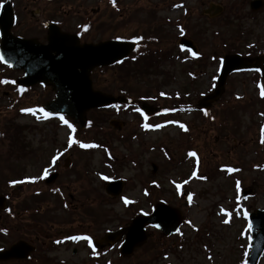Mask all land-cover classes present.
I'll return each instance as SVG.
<instances>
[{
	"label": "flooded vegetation",
	"instance_id": "flooded-vegetation-1",
	"mask_svg": "<svg viewBox=\"0 0 264 264\" xmlns=\"http://www.w3.org/2000/svg\"><path fill=\"white\" fill-rule=\"evenodd\" d=\"M253 1L240 3L242 9L246 6L247 10L244 14L248 21L243 25V30H232L233 20L238 21L240 17L233 16L232 12L224 17V5L220 15H214V10L209 11L212 3L223 4L219 0H209L201 11V20L206 19L209 27L197 28L191 33L187 20L193 9L179 0H0V47L3 52L7 51V38L12 34L19 42L18 52L27 56L25 64L32 57L31 63L35 65L32 69L22 66L13 70L4 59L0 60V252H10L9 256L0 259V264H76L75 260L81 259V251L87 256L89 238L100 252L114 250L119 260L131 258L121 252L124 236L112 241L107 238L110 232L124 227L128 221L115 228L104 227L113 222L111 219L115 217L120 196L87 195L86 186L82 184L83 167L41 165L35 174L24 175L23 165H7L1 160L2 150L7 151L8 106L19 102V94L11 98L13 91L9 87L23 92L22 99L28 90L30 93L39 91L42 105L55 97L51 85L39 83L30 88H21L13 86V79L27 71L86 72L87 69L72 67L71 63H80L87 44L106 40H135L136 46L124 60L93 68L92 75L124 71L128 73L127 79H133L132 75L128 76L136 73L139 80H142V75H155L159 80L149 83L151 92L148 99L154 102L150 103L155 108L151 115L156 117L168 109L179 108V88L173 93L163 88L177 79L179 73V28L181 35L195 44L196 53L192 57L185 50L188 58L197 65L211 67L209 93H213L218 86L226 55L237 53L249 59V66L227 77L224 92L218 101L210 104L208 114L200 115L210 123L219 120V125L224 128L221 131L219 125L213 126V129L219 127L218 131L223 134V141L228 145L227 152L236 155L235 159L231 157L230 163L224 165H243L248 161L250 165H257V177L262 181V186L256 190V207L264 211V104L261 118L249 123L256 127L254 134L248 131L249 126L240 113L248 105L264 103V95L261 94L264 92V65H255L256 59L264 55V0H261L262 7L258 9H253ZM183 7L188 11L180 17L179 9ZM223 17L221 25L228 27V34L226 40L220 43L213 39L214 33L219 35L220 32L212 28ZM244 21L245 17L242 24ZM206 33L210 41L208 53L204 49L205 43L199 41ZM65 64L70 66H63ZM12 73L14 76H9ZM238 79L242 84H253V87L245 86L244 93L234 91ZM94 86L96 88L95 80ZM126 88L130 87L126 85ZM127 89L126 92L132 95L131 90ZM173 94L174 98L169 101L167 97ZM188 101L193 102V99ZM143 102L141 98L129 100L131 105L141 108ZM198 102L196 107L201 110ZM221 106L224 112L222 117L216 113ZM248 134L251 136L249 140L245 138ZM256 158L258 161H254ZM46 168L48 174L57 171L59 176L53 180L47 178L44 176ZM33 180L35 182H31ZM88 218H92L90 224L93 230L89 227ZM263 230L264 226L259 232L264 238ZM71 237L80 239L73 240ZM83 237H88V240ZM106 256L114 254L107 253ZM258 264H264V253Z\"/></svg>",
	"mask_w": 264,
	"mask_h": 264
},
{
	"label": "rangeland",
	"instance_id": "rangeland-1",
	"mask_svg": "<svg viewBox=\"0 0 264 264\" xmlns=\"http://www.w3.org/2000/svg\"><path fill=\"white\" fill-rule=\"evenodd\" d=\"M186 1L184 4L193 9L192 15L187 20L190 23L191 33L193 30L197 31V28L207 29L209 26L206 19L201 20V11L209 0ZM219 1L225 6L224 17H228L230 12L233 16L240 17L238 21L233 20L232 30L238 32L243 30V25L248 21L244 14L247 13L246 6L242 9L240 4L244 0ZM187 11V8H180L179 16H184ZM224 17L216 21L214 26L212 25V29L220 32L219 35L214 33L213 39L220 43L226 40L225 36L228 34V27L221 25ZM244 17L245 21L242 24ZM202 37L203 39L199 41L205 43L204 49L208 53L210 41L207 33L205 37L202 34ZM179 56L177 79L170 81L163 88L172 93L179 88V100L193 95V102H196L210 90L211 67L197 65L180 48ZM126 75L128 73L124 71H108L94 75L96 87L107 93L116 94L119 93V88L125 91L128 85L130 88L127 90L132 91H130L132 96L141 98L151 92L149 83L159 80L155 75H142V80L138 79L136 73L129 74L128 77L132 75L133 79L131 77L127 79ZM252 85L248 82L242 84L239 81L235 84L234 91L244 93L245 86L249 88L253 87ZM34 92L26 98L24 103L26 105L19 110L11 105L8 106L10 109L6 117L8 129L13 130L14 134L17 124L24 125L19 140L24 141L25 146L22 147L21 152L20 149L16 150L18 157L9 150H2L1 160L4 164L23 165L24 175L35 174L41 165H51L53 157H59L56 165H64V160L69 156L76 167L84 168V173L81 175L82 184L86 189H92L91 194L104 192L106 184V180L102 178L104 175L112 179H122L125 182L123 193H126L125 197H128L133 205L125 208L119 202L114 212L115 217L111 219L113 222L104 227L115 228L129 221L135 211L142 212L148 210L150 206L153 209L158 201H167L181 209L184 215L179 233L170 238H163L158 232L152 231L149 245L137 248L130 260L132 262L119 261L116 254L115 258L111 256L115 261L113 263H110L111 257L105 255L96 262L94 259L90 260L89 256L81 251V259H76V264H241L247 242L240 238L242 227L247 225L244 213L254 209L258 203L257 197L244 199L238 191L240 188L244 190L248 187H252L255 191L260 190L262 181L257 177L258 170H254L249 161L243 162V165H224L230 163L231 157L235 159L236 155L234 152H227L228 145L223 141L224 136L218 131L219 127L213 129L215 124H220L219 120L210 123L205 119L206 117L203 119L199 112H179L170 116V111L167 110L166 113L153 117L144 124L138 121L137 110L130 106H117L115 110L104 111L105 115L98 111L88 114L95 123L91 127L88 124L82 135H78V139L90 145L95 143L94 139L101 140L102 143L95 146L97 148L90 147L87 151H82L68 147L66 150L64 145L67 143V131L64 128L57 124H38L31 118L21 115L20 109L31 107V103L41 102L39 91ZM174 95L168 96L167 99L171 101ZM263 104L248 105L240 112L251 134L255 133L256 127L249 123L253 119L261 118ZM216 113L220 117L223 116L222 106ZM111 118L123 120V127L118 130L111 127L109 124ZM149 123L151 126H148ZM159 124L168 128L150 130L157 128ZM181 124L187 131L180 127ZM220 129L222 131L224 128L220 126ZM100 134L103 137H100ZM215 135L219 137L216 138ZM219 138L220 142H218ZM245 138L249 140L250 134ZM8 143L11 144L9 137ZM193 147L201 151L200 165L194 164L193 156L188 155L193 151ZM154 164L157 166L155 170ZM228 169L234 171L229 172ZM194 172L195 176L192 175ZM183 193L190 195L191 200H185ZM90 198L92 200V197ZM91 220L92 218H88L89 227L92 229ZM153 242L163 247L162 249L170 257H168L170 262H166L167 259L162 257L159 248L149 250L142 256Z\"/></svg>",
	"mask_w": 264,
	"mask_h": 264
},
{
	"label": "water",
	"instance_id": "water-1",
	"mask_svg": "<svg viewBox=\"0 0 264 264\" xmlns=\"http://www.w3.org/2000/svg\"><path fill=\"white\" fill-rule=\"evenodd\" d=\"M218 11L221 8H217ZM7 53L6 56L9 58V61L13 66H18L16 64V57L18 56L16 52V41L8 40L7 41ZM188 45L186 41L183 43ZM134 47L133 43L129 41H105L97 45H87L85 56L90 60V63L87 64V72L85 73H71V78L66 87L63 85L55 84V88L58 92L59 100L58 106L66 108V112L69 113L73 118L80 124V126L85 125V111L92 107H99L105 104H109L116 101H123L121 97H114L111 95H105L99 91H94L91 85L90 79V70L98 65L111 64L117 59H121L127 56L128 52ZM247 60L240 57L239 55L228 56L225 59V65L223 68V73L221 76L219 87L215 91V95L207 96L202 104L208 106L210 102L214 99H217L220 93L223 91L225 77L233 69L238 68ZM264 64V57H263ZM34 74H29L27 79L33 78ZM30 82V81H29ZM34 82V81H33ZM117 183V182H116ZM116 183H111L115 185V188L119 189L120 185ZM180 213L177 209L172 208L165 204H160L153 215L138 218L135 220L134 225L131 228V234H138L140 232L141 226L145 223H155L157 225H162V228L166 233H170L176 229L179 225ZM253 221V227L258 226L256 215L251 216ZM264 249V244H259L257 240H254L252 246L251 254V264H255L259 255Z\"/></svg>",
	"mask_w": 264,
	"mask_h": 264
},
{
	"label": "snow or ice",
	"instance_id": "snow-or-ice-1",
	"mask_svg": "<svg viewBox=\"0 0 264 264\" xmlns=\"http://www.w3.org/2000/svg\"><path fill=\"white\" fill-rule=\"evenodd\" d=\"M134 42H136V41L134 40ZM189 51H191V50H189ZM193 55H195V53H193ZM2 59H3V58L0 57V60H2ZM3 83H9V82H8V81H3ZM13 83H14V82H13ZM261 94L264 95V92H262ZM162 95H163V94H162ZM27 111H32V110H31V109H28ZM40 111H43V109H41ZM137 111H140V110L137 109ZM45 115L47 116L48 113H45ZM141 115H143V112H141ZM205 115H207V113H205ZM60 119H61V120H62V121H63V122H64V123L70 128V129H72L73 132L75 131V129L72 127V125L69 124L68 121L65 120L63 116H61ZM145 119H147V117H145ZM180 127H181L182 129H184L185 131H187V129L184 128V125H183V124H181ZM75 143H78V141L74 140L72 137H69V141H68L69 147H71V146H72L73 144H75ZM262 143H264V141H262ZM79 146H80L81 148L95 147V145L82 144V143L79 144ZM188 155H189V156H194L195 153H193V152H189ZM56 159H57V157H53V159H52V163H53V164L55 163ZM228 171L231 172V171H234V169H228ZM47 175H48V169L46 168V169H44V176H47ZM192 175L195 176L196 173L194 172ZM102 178L106 179V177H102ZM24 182H25V181H14L13 183H24ZM31 182H35V181L33 180V181H31ZM177 187H179V185H178ZM237 189H239V182H237ZM188 199L191 200V196H190V195H189ZM124 203H125V204H128L129 201L125 199V200H124ZM244 215H245V217H247V215H248L247 212H245ZM249 228H251V224H249ZM178 231H179V230H178ZM71 239L76 240V239H80V237H71ZM83 239L88 240V237H83Z\"/></svg>",
	"mask_w": 264,
	"mask_h": 264
}]
</instances>
